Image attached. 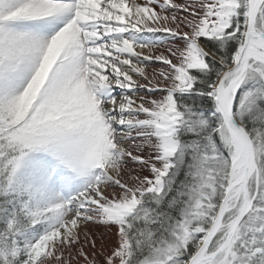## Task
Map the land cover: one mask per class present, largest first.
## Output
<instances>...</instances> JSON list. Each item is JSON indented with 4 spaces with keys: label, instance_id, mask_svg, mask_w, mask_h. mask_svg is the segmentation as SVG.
Returning <instances> with one entry per match:
<instances>
[{
    "label": "snow or ice",
    "instance_id": "1",
    "mask_svg": "<svg viewBox=\"0 0 264 264\" xmlns=\"http://www.w3.org/2000/svg\"><path fill=\"white\" fill-rule=\"evenodd\" d=\"M0 264H264V0H0Z\"/></svg>",
    "mask_w": 264,
    "mask_h": 264
}]
</instances>
